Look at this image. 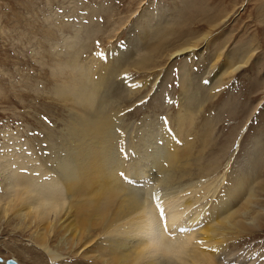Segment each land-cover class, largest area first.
<instances>
[{
    "label": "rangeland",
    "instance_id": "rangeland-1",
    "mask_svg": "<svg viewBox=\"0 0 264 264\" xmlns=\"http://www.w3.org/2000/svg\"><path fill=\"white\" fill-rule=\"evenodd\" d=\"M37 18L46 54L33 62L36 36L22 46L27 39L22 29L31 28ZM165 37L162 48L152 53ZM68 38L78 47L73 51L82 48L83 65L98 57L109 65L122 62L123 75L112 77L111 92L112 108L125 131L146 122L157 127L161 117L171 122L179 108L190 106L185 115H197L199 134L211 124L213 146L203 158L215 155L218 171L210 178L216 182L258 172L264 187V0H0V127L5 148L43 144L51 133L58 138L62 121L77 111L52 91L60 83L52 68L68 58L63 47ZM188 46L186 53L171 57ZM25 51L29 60L22 58ZM135 60L145 62L140 67ZM183 83L193 93L190 101L181 96ZM141 99L148 103L137 106ZM7 155L0 153L2 168ZM259 201L264 205V193ZM261 219L237 244L240 253L258 264H264V215ZM21 230L17 220L0 212V258L34 264L37 254L26 250L33 244L31 229ZM61 251L62 260L51 264H96ZM43 260L49 264L45 256Z\"/></svg>",
    "mask_w": 264,
    "mask_h": 264
},
{
    "label": "bare ground",
    "instance_id": "bare-ground-1",
    "mask_svg": "<svg viewBox=\"0 0 264 264\" xmlns=\"http://www.w3.org/2000/svg\"><path fill=\"white\" fill-rule=\"evenodd\" d=\"M164 39L156 42L152 53L162 48ZM74 43L69 38L64 41L69 56L52 68L53 76L60 79L52 91L54 98L74 104L77 111L62 121L58 138L51 133L48 141L25 149L16 144L14 149L20 151L10 154L1 167L0 212L17 220L19 229H31L33 244L26 250L37 254L34 264H43L44 256L49 264L59 263L61 250L96 264H232L233 260L258 264L237 250L246 231L257 228L264 215L259 201L264 187L258 172L213 181L217 157L203 158L213 146L211 124L199 134L194 127L197 115H185L190 106L179 108L166 125L163 121L152 128L154 124L146 122L127 126L125 131L122 118L112 108L111 92L112 77L123 72L122 62L109 65L94 57L91 65H83L79 57L83 50ZM189 47L171 52V57L186 53ZM138 61L134 64L141 67L144 60ZM181 87L182 98L192 100L188 85ZM116 127L119 132L114 131ZM66 155L75 162L78 175H69L54 164ZM11 162L39 176L22 175L11 169ZM120 171L131 184L121 181ZM153 193L160 195L169 227L187 219V233L161 236L160 242L151 239L150 228L158 219L157 201L149 199ZM212 248L220 251L212 252ZM221 255L224 259L218 261Z\"/></svg>",
    "mask_w": 264,
    "mask_h": 264
},
{
    "label": "snow or ice",
    "instance_id": "snow-or-ice-1",
    "mask_svg": "<svg viewBox=\"0 0 264 264\" xmlns=\"http://www.w3.org/2000/svg\"><path fill=\"white\" fill-rule=\"evenodd\" d=\"M85 23H87V21H85ZM38 25H39V18H37V20L35 22H33V26L31 28H24L22 29V31L24 33L27 34V39H24L21 41V45L23 46L24 44H28L29 40L32 39L33 36H36V40L35 42L31 45L32 47V57L31 59L33 60V62H39V57L44 56L46 54V51L43 47V42H44V37L41 35V33L37 30L38 29ZM97 46H99V42H97ZM37 49H39V51H37ZM24 60H29V53L28 51H25L23 53V57ZM17 67H23L22 65H17ZM231 67V65H230ZM235 70V69H233ZM19 74V73H17ZM123 79H127V77L125 76ZM204 84H208L209 81L205 80L203 81ZM132 87H137L136 85H132ZM217 91H220L219 89H217ZM148 103V101L141 99L138 102L139 106L140 104H146ZM129 112L132 111V109H128ZM125 113H121V116H123ZM161 119L164 121V124L166 125L168 123V120L166 117H161ZM115 132H119L120 128L116 127L114 129ZM5 136V133L2 130V127H0V153L3 152H7L8 154H14V152L20 151V149H14L13 147H7L5 148L3 146V138ZM9 139H11V136H9ZM161 143H163V141H161ZM29 156L32 155L31 152L28 153ZM117 158L119 159V153H117ZM54 164L63 169L66 173H68L69 175L72 174H79V169L77 168L75 162L71 159L70 156L66 155L65 157L57 160L54 162ZM2 162H0V167H2ZM11 169L18 171L19 173H21L22 175H35V176H39V173H34V172H30L27 168L24 167H19L17 165V163L15 162H11ZM119 178L121 179L122 182L126 183V184H131L132 181L130 180V178L127 177L126 173L124 171H120L119 172ZM47 179V178H46ZM143 195L141 194L140 196V200H143ZM150 200H155L157 201L155 204L156 209L158 210V219L156 224H154L151 228H150V233H151V239L160 242V238L161 236H165V237H172L173 234H185L189 231V228L186 227L185 225H187L188 221L187 219H185L182 223H177L174 224L171 228L168 225L167 222V215H166V210L164 209V207L162 206V202H160V195L159 193H153L149 196ZM197 243H202L201 241H197ZM212 252H219L220 250L217 248H212L211 249ZM224 256L221 255L218 257V261L219 260H223ZM225 264H227V261H225ZM232 264H235V260L232 261Z\"/></svg>",
    "mask_w": 264,
    "mask_h": 264
},
{
    "label": "water",
    "instance_id": "water-1",
    "mask_svg": "<svg viewBox=\"0 0 264 264\" xmlns=\"http://www.w3.org/2000/svg\"><path fill=\"white\" fill-rule=\"evenodd\" d=\"M0 262L2 263V259L0 258ZM5 264H17L15 261H13L12 259L6 260Z\"/></svg>",
    "mask_w": 264,
    "mask_h": 264
},
{
    "label": "built area",
    "instance_id": "built-area-1",
    "mask_svg": "<svg viewBox=\"0 0 264 264\" xmlns=\"http://www.w3.org/2000/svg\"><path fill=\"white\" fill-rule=\"evenodd\" d=\"M12 146V145H11ZM5 147V146H4Z\"/></svg>",
    "mask_w": 264,
    "mask_h": 264
}]
</instances>
